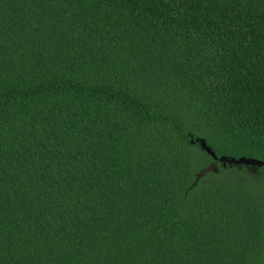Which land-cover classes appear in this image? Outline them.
<instances>
[{
  "label": "trees",
  "instance_id": "1",
  "mask_svg": "<svg viewBox=\"0 0 264 264\" xmlns=\"http://www.w3.org/2000/svg\"><path fill=\"white\" fill-rule=\"evenodd\" d=\"M198 139L264 161V0H0V264H264Z\"/></svg>",
  "mask_w": 264,
  "mask_h": 264
},
{
  "label": "water",
  "instance_id": "2",
  "mask_svg": "<svg viewBox=\"0 0 264 264\" xmlns=\"http://www.w3.org/2000/svg\"><path fill=\"white\" fill-rule=\"evenodd\" d=\"M196 141H193L195 143ZM197 142L201 143L203 149L212 156L216 162L224 163L226 166L228 164L230 165H236V166H249V167H255V168H263L264 167V161L256 159V158H248V157H242L240 159L237 158H230L227 156L219 157L217 153L213 150L212 147H210L206 140L204 139H198ZM211 170H218L217 163L214 164L208 171ZM205 173H202L199 178L203 177Z\"/></svg>",
  "mask_w": 264,
  "mask_h": 264
}]
</instances>
